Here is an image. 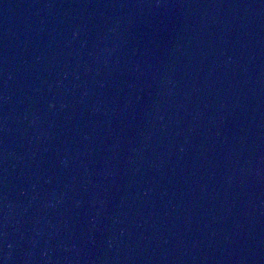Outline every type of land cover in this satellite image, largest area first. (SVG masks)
Here are the masks:
<instances>
[{"label": "water", "instance_id": "95a60500", "mask_svg": "<svg viewBox=\"0 0 264 264\" xmlns=\"http://www.w3.org/2000/svg\"><path fill=\"white\" fill-rule=\"evenodd\" d=\"M137 264H264V0H110Z\"/></svg>", "mask_w": 264, "mask_h": 264}]
</instances>
